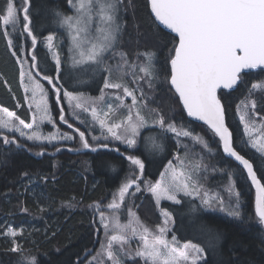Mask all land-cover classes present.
<instances>
[{
  "label": "snow or ice",
  "instance_id": "6c2138e0",
  "mask_svg": "<svg viewBox=\"0 0 264 264\" xmlns=\"http://www.w3.org/2000/svg\"><path fill=\"white\" fill-rule=\"evenodd\" d=\"M120 2L121 0H68L72 14L66 15L60 11L55 13L59 17L60 28L65 30L73 67H91L93 71L106 73L103 75L104 84L100 96L85 97L82 93L65 90L63 99L73 109L77 119L80 112L89 114L93 123L99 124L102 135L120 141L131 149L135 150L138 147L141 129L148 126L151 118L152 125L175 136L178 148L181 139H189L193 146H200L203 153L211 154L214 150L201 134L195 133L183 124L177 126L174 121L167 120L159 109L148 107L149 98L140 84L146 83L148 88L152 89L154 82L159 78L155 66V53L150 51L137 53V59L130 62L129 53L118 49L122 30ZM148 6L150 15L154 16V22L163 25L178 38L169 51L171 71L166 82L174 90V95L178 97V103L182 105L187 116L203 121L214 137H218V144L222 146L223 152L234 158L246 170L247 178L255 186L256 226L264 231V183L258 179L253 164L234 147L233 134L226 124V109L217 96L218 89H232L237 85L241 80L242 70L264 68V0H148ZM29 8V0H23L22 9H17L13 0H7L6 7L0 13V24L5 28L3 37L7 47L10 50L15 47L12 36L21 23L19 13L22 11L23 23L19 34L21 36L26 34L31 38L33 50L39 43H44L48 50L52 51L55 34L50 33L42 41H38L32 28ZM9 26L11 32L6 30ZM18 51H12V55L17 56ZM29 55L30 63L28 60L20 59L17 63L20 64L21 86L26 93L31 92L36 111L29 123L8 108L0 107V140L5 146L15 144L17 143L15 135L11 138L8 135L15 133H19L29 141L37 142L47 140L51 143L55 140L73 139L67 133L45 136L35 130L39 129L44 121L52 123V117L45 93L37 80L44 70L40 68V61L35 51ZM141 56L142 62H140ZM53 58L56 61V71L59 73L62 66L60 54L54 53ZM116 58L118 60L115 64L107 62ZM25 64L28 65V70H25ZM33 70H36L35 74ZM129 75L132 77V84L136 85L134 88L129 87L125 82ZM43 79L49 83L55 82V78L46 75ZM108 90H113L111 98L106 96ZM60 91L61 89L57 87L58 103ZM253 92H264V80L252 83L249 95ZM126 98L131 99L130 104L126 103ZM109 99L116 103L108 102ZM249 105L251 111L242 113L240 120L244 125L248 143L260 154V159L264 160V135L254 137L258 116L255 112L256 103L254 100H248L245 108L247 109ZM125 112L126 114H123ZM59 119L68 124L63 108L60 109ZM68 127L73 126L68 124ZM259 127L264 130V123ZM6 132L8 134H5ZM76 132L79 133L83 149L95 152L97 147H108L106 143L93 147L86 139L85 132L79 129H76ZM146 139L151 140L154 149L162 150V146L157 144L153 137ZM183 147L186 150L184 156L181 157L179 152L175 153L177 163L169 160L165 171L161 172L160 179L155 182L143 181L146 190L151 193L158 206L162 200L179 204L178 195L181 193L184 196L200 194L202 185L197 177L202 167L201 161L189 160L188 157L192 154L191 147L188 144H184ZM69 151L74 150L69 149ZM40 154H43V151ZM127 159L142 175L145 169L143 160L137 156H128ZM21 175L28 177V173ZM141 175H135L133 171L121 182L112 200L106 205L110 214L100 210L99 204L96 205L100 224L106 231V242H101V247L92 260L96 261L97 257L106 255L112 264H123L121 255H134L139 257L143 264H198L199 255L203 252L199 245L190 241L179 244L174 235L171 240L168 239V224L171 220L168 212H161L164 218L163 224L157 225L155 229L144 225L131 208L128 209L127 221L122 222L121 210L128 196L135 194L131 190L135 188L136 191H140ZM228 175L231 180L232 173L229 172ZM233 189L234 185H230L228 207H225L223 199L219 200V204L222 211H228L230 216L240 219L243 215L240 211L241 194L233 192ZM233 194L235 203L231 199ZM34 195L37 199L43 198L42 192H34ZM202 204L205 206L212 204V198L207 192L204 193ZM67 206L72 205L67 204ZM21 211L26 212L27 209L22 208ZM108 232L113 234L107 235ZM3 234L12 240L10 251L20 257L17 264H25V262L39 264L34 256L25 255V249L18 242L19 237L23 235V229L17 231L8 228ZM134 238L139 239L140 245L134 253L125 252L124 245ZM115 245H119L118 251ZM89 264H92V261H89ZM99 264L104 262L100 261Z\"/></svg>",
  "mask_w": 264,
  "mask_h": 264
},
{
  "label": "trees",
  "instance_id": "16d2710c",
  "mask_svg": "<svg viewBox=\"0 0 264 264\" xmlns=\"http://www.w3.org/2000/svg\"><path fill=\"white\" fill-rule=\"evenodd\" d=\"M13 2L17 9L23 8V0H13ZM29 4L32 28L38 41H42L49 33L58 32L54 19L57 11L63 13L69 11L68 0H29ZM6 5L7 0H0V13ZM119 15L122 30L118 49L129 53V61L136 60L137 53L145 51L155 53V66L159 78L154 82L152 89H149L146 83L140 84L149 98L148 107L159 109L167 120L174 121L177 126L183 124L195 133L201 134L214 151L211 154L203 153L200 146H193L189 139H181L178 148L175 136L155 125L142 129V133L149 130L159 132L160 139L158 138L156 143L162 146V150L151 146L153 149L151 152H147L141 143L135 150L120 143H112L107 148L97 147L102 143L91 142L92 139L87 134L85 136L88 142L93 147H97L95 152L81 148L78 140L74 144H56L51 149L29 145L21 141L18 136H15L17 143L7 146L0 140V217L11 220L14 224L28 223V221L32 223V228L26 230L19 243L25 249V255L34 256L39 264H89L88 260L96 255L99 248L98 245L92 254L82 259L92 242L90 207L92 202L103 199L101 209L106 212V205L112 200V194L134 171L132 168L134 166L127 157L139 154L141 156L139 158L145 163L142 179L149 178L150 181L155 182L169 160L173 159L174 151L178 150L184 155L186 150L183 145L188 144L192 152L188 159L201 161L202 167L197 178L202 189L215 193L223 199L227 208L230 199L227 187L234 185L233 192L241 194L240 211L243 214L242 218L237 219L230 216L228 211H222L219 203L210 209L204 206L207 208L204 209L206 217L215 228V239L216 241L218 239V244L215 248H206V258L198 264H264V231L256 226L254 193L244 169L231 158L223 155L218 137H214L208 126L186 116L182 105L178 103V97L166 82L170 77L169 51L173 47V42L177 40L176 37L154 22L147 0H121ZM22 16L23 12L20 11L21 23L12 36L15 46L13 51L23 49L18 51L16 56L20 60L23 53L31 59L29 53L35 51L40 61V68L43 69L42 64L47 61L44 58V55L46 56L44 45L39 43L33 50L31 38L26 34L24 36L19 34L22 29ZM4 29L0 24V69L3 73L0 72L3 76L6 75L9 84L17 91L16 100H13L7 91L9 88L0 79V105L29 121V110L24 104L17 84V76L15 72L8 73L12 62L3 37ZM6 30L12 31L10 26ZM117 60L118 58L109 59L108 62L114 61L115 64ZM142 61L141 56L140 62ZM35 72L36 70H33L34 74ZM43 76H45L44 71L37 78L45 84L46 80ZM262 80H264L262 69L244 72L234 89L219 90L218 97L226 109V124L233 134L234 147L251 161L257 176L264 183L262 178L264 160H261L260 154L249 145L238 117V108L241 107L242 102L254 100L255 112L258 113L256 119L264 118V92H253L249 95L252 83ZM125 82L131 88L136 87L132 84L130 75L126 77ZM110 92L113 93V90ZM59 96L58 103L57 93L50 91L52 112L56 115V119H59L60 109L63 108L68 124L75 125L76 121L68 117L67 105L61 96V91ZM147 114L145 109V115ZM8 135L12 137V134ZM41 151L43 154H40ZM229 172L232 173L231 180ZM22 173H28V177L22 176ZM32 177L37 178L39 186L31 191L28 182ZM34 192H42L43 198L37 199ZM231 199L235 203L234 194ZM128 200L145 225L153 228L161 224L157 203L146 190L130 196ZM66 202L72 206L68 207ZM22 208H26L27 211H21ZM11 247L10 242H4L0 238V264H17L20 257L10 251ZM123 259V264H143L139 257L125 256ZM92 264L99 263L92 261Z\"/></svg>",
  "mask_w": 264,
  "mask_h": 264
},
{
  "label": "rangeland",
  "instance_id": "374dc122",
  "mask_svg": "<svg viewBox=\"0 0 264 264\" xmlns=\"http://www.w3.org/2000/svg\"><path fill=\"white\" fill-rule=\"evenodd\" d=\"M68 9H69V7H68ZM60 12H62V11H60ZM64 14L70 15L72 13L69 9V11L64 13ZM54 19H56L55 20V26L57 27L58 32L54 33L55 34V40H54V48L52 51H49L48 48L46 47V45L43 43V45L46 49V56L44 55V58L47 61L44 64H42L43 65L42 68L44 69V74L46 76L55 78V82L49 83L46 80V83L44 84L41 80H39L37 78V80L39 81V83L43 89V92L45 93V99L47 100V103H48L49 111H50V114L52 117V123H49L48 121H44L40 125V128L35 129V130L37 132H41V134L45 135V136H47L49 134L63 135L64 133H67L68 135L72 136L73 139H71V140H67V139L55 140V141H52L51 143H49L47 140H43V141H39V142L29 141L26 139V137H21L19 135V133H15L12 135L18 136L21 141L26 142L29 145H37L40 148L43 147V149L44 148H48V149L50 148L51 149L56 144L57 145L58 144H62V145L63 144H74L77 140L80 143L79 133L76 132V129H79L80 131H83V132H85V134L89 135V138L92 139L91 142H93V143H102V144L106 143L108 146L112 143H114V144L120 143L122 145H125V144L121 143L120 141L113 140L111 137L106 138L105 135H102V130H101L99 124L93 123L91 116L89 114L80 112L79 119H77V117L73 114V109H71L69 107L68 102L65 99H64V102L67 105L68 117L75 120L76 124L72 125L73 126L72 128H69L68 124H65L60 119H56V115L52 112L53 109H52L51 104H50V91H52L53 93H56V88L59 87L61 89V96H63V92L65 90H67L69 92H73V93H77V94L82 93L85 97L95 98V97L100 96V94H101V88L103 87V84H104L103 75H106V73L102 74L101 72L93 71V69L91 67H86V68H80V67L74 68L73 67L71 60H70V57H69L68 43H67V37H66L65 30L60 28V26H59V17L54 15ZM51 26H53V28L55 27L54 25H51ZM3 28H4V26H3ZM12 51H13V49L12 50L9 49V56L11 58L12 65L9 67L8 73L10 74L12 72H15V75L17 73V81L19 82V86H20L22 94H23L24 104L29 110V121H26V122L30 123L32 120V115L36 111L35 103L32 100L31 92L29 91L26 93L24 88L21 86L20 64H18L16 61L19 58L16 56H13ZM57 52L60 54L61 61H62L61 71L59 73H57V71H56V61L53 58L54 53H57ZM21 55H22L21 60H28L29 63L31 62V59L29 56L25 55L24 53ZM107 62H108V60H107ZM110 64H114V61H112ZM24 67H25V70H28L27 64H25ZM0 71L3 73V71L1 69H0ZM1 72H0V79L3 80L2 83L5 86L9 87V84H7L9 81H8L6 75L4 74V76H3ZM112 95H113V93H111L110 90H108L106 92L107 97L111 98ZM37 99H39V97ZM108 102L116 103L114 100H111V99H109ZM126 103L130 104L131 99L128 98V100H126ZM30 105H31V108H30ZM0 107H2V106L0 105ZM250 108H251V106L249 105L248 108L246 109L245 108V102H242V105L239 108V112H238L239 119H240V115L242 113H244L245 111L250 112ZM123 114H126V112ZM19 117L21 119H23L21 116H19ZM262 123H264V118H262L260 120L256 119L257 131L254 133V137L264 135V130H261L259 127ZM241 125H242V129L244 132V125L242 123H241ZM151 126H154V125L151 124V119H149V124L147 127H151ZM155 127L159 128L156 125H155ZM5 134H8V133L6 132ZM93 137H95L96 139L94 140ZM147 137H153L155 139V141L157 142L158 138L160 139V135H159V132L155 131V130H149V131H145L142 133V129H141V135L138 137V141H139V143L142 144L143 148L145 150H147V152H151L153 150L151 148L152 142H151V140L146 139ZM246 139L248 141L247 136H246ZM80 146H81V144H80ZM174 152L177 153L178 150H176ZM136 156L141 157L139 154H137ZM180 156L183 157L184 155L180 154ZM172 160L174 163H177L175 161V155H174ZM165 167H164V169H162L161 172L165 171ZM132 168L135 171V175H141L139 169H136L135 166ZM142 175H141V182H140V191H136L135 188H133L131 190L132 192L135 193L134 195L146 190L143 181H150L149 178H143L142 179V177H143ZM160 176H161V173H160L158 179H160ZM150 182H153V181H150ZM28 184H29L30 190L32 191V190L36 189L37 186H39V181L37 180V178L32 177L30 179V181L28 182ZM227 189H229V187H227ZM205 192L206 191L201 188L199 195L194 194L192 196H184L181 193L178 195V199L180 200L179 204H176V203H174L172 201H168V200H162L160 202L159 206L157 205L158 210H159V216L161 218V224H158V225L163 224L164 218L161 214L162 211H166L171 215V220L169 221V224H168V229H169L168 239L169 240H171L172 236L174 235L179 244H183L185 242L190 241L193 244L199 245L203 249V252H201L199 255L198 263L200 261H203L202 259L206 258V252H205L206 248L207 249L215 248L218 244V239H217V241L215 239V236H216L215 228H213L211 226L210 221L206 217L207 214H206V211L204 209H207V208L204 207L205 205L202 204V198H203ZM148 193H150V192H148ZM207 193H208L209 197L212 198L211 206H207V207H209V209L211 207H216V203H219L220 198L215 193H212V192H207ZM228 193H229V191H228ZM113 194H112V198H113ZM130 196H133V195H129L128 198ZM128 198H127L126 203L124 204V206L121 210V213H120L121 218H122V222L127 221L129 208H131L132 211L136 214L135 210L130 206ZM101 200L103 201V199H101ZM102 201H101V203H99V201H96L94 204L91 205L90 210H89L91 213L90 217L92 215L93 216L92 218L94 221L93 222L94 227L92 226V234H94L93 235L94 239L97 238V234L99 232L98 237H99L100 243L98 242V244H97V246L99 245L98 250L101 247V242L102 241L106 242V231L103 228V226L100 224L99 212L96 209L97 204H99L101 207V204H103ZM100 210H102V209L100 208ZM106 213L110 214L107 209H106ZM136 216H137V214H136ZM31 225H32V223H30L29 221H28V223L27 222L26 223L21 222L18 224H14L11 220L8 221L7 219L0 217V238L3 239L4 242H10V244L12 246L11 238L6 237L3 233L6 232L8 230V228H14L17 231H19L20 229H23V234H24L26 232V230L28 231L30 228H32ZM156 226L153 228H151V227H149V228L155 229ZM112 234L113 233H111V232L107 233V235H112ZM102 235H104V238H102ZM22 236H20L19 239H21ZM18 242H19V240H18ZM140 243L141 242L139 241L138 238H134L128 244L124 245V251L125 252L131 251L134 253L135 250L140 245ZM97 246H96V248H97ZM114 247L117 251L119 250V245H115ZM94 256H96V255H94ZM125 256L136 257L134 255H121L122 261L124 260L123 258H125ZM89 261H93L92 258H90L87 263H89ZM100 261L107 262L106 264H112V262L108 260L106 255H101V256L97 257V260L94 262L99 263Z\"/></svg>",
  "mask_w": 264,
  "mask_h": 264
},
{
  "label": "water",
  "instance_id": "95a60500",
  "mask_svg": "<svg viewBox=\"0 0 264 264\" xmlns=\"http://www.w3.org/2000/svg\"><path fill=\"white\" fill-rule=\"evenodd\" d=\"M148 1V0H147ZM149 7V6H148ZM149 12H150V7H149ZM152 16V15H151ZM152 18L154 19V16H152ZM158 23V22H157ZM166 31H168L170 34H172L173 36H175L176 37V35L174 34V33H171V31L170 30H168V29H166L163 25H161ZM176 39H178L177 37H176ZM169 67H170V62H169ZM258 69H262V70H264V68H257V69H245V70H242V73H244V72H247V71H251V70H258ZM170 71H171V69H170ZM239 82V81H238ZM238 84V83H237ZM170 85V84H169ZM236 87V85L232 88V89H234ZM232 89H223V88H221V89H218L217 90V96H218V92H219V90H225V91H229V90H232ZM174 91V90H173ZM219 98V97H218ZM183 108V107H182ZM184 110V109H183ZM184 112L186 113V111L184 110ZM186 116H187V113H186ZM188 117V116H187ZM189 119H191V120H193V121H196V122H199V123H202V124H205L203 121H199V120H196L195 118H192V117H188ZM206 125V124H205ZM207 126V125H206ZM230 130V129H229ZM231 132V131H230ZM221 147V151H222V153H223V155L224 156H226V157H228V158H231L235 163H237L238 165H239V162H237V161H235L234 160V158H232V157H229L226 153H224L223 152V149H222V146H220ZM241 154V153H240ZM242 155V154H241ZM245 157V156H244ZM246 158V157H245ZM247 159V158H246ZM249 160V159H248ZM249 162L251 163V161L249 160ZM239 166H241L242 168H243V166L242 165H239ZM245 171V173H246V175H247V172H246V170H244ZM255 171V170H254ZM258 177V176H257ZM258 179H259V177H258ZM249 180V179H248ZM249 182H250V184H251V181L249 180ZM262 183V182H261ZM251 186H252V189H253V193H254V200H253V206H254V213H255V186H253L252 184H251ZM99 201V203H101V199L100 200H98ZM95 203V202H94ZM93 216L91 215V225L94 227V221H93V218H92ZM98 234H99V232H98ZM98 234H97V238L96 239H94L93 238V235L94 234H92V242H91V245L89 246V248H88V250H87V252L82 256V259H85L88 255H90V254H92L93 252H94V250L96 249V246H97V244H98V242H99V237H98Z\"/></svg>",
  "mask_w": 264,
  "mask_h": 264
},
{
  "label": "crops",
  "instance_id": "0c3cea01",
  "mask_svg": "<svg viewBox=\"0 0 264 264\" xmlns=\"http://www.w3.org/2000/svg\"><path fill=\"white\" fill-rule=\"evenodd\" d=\"M16 76H17V73H16ZM18 84V87H19V89H20V91H21V88H20V86H19V82L17 83ZM9 89L7 90L8 91V93H9V95H10V97H12V99L13 100H16V97H15V92L17 91V89L15 88V89H13L12 88V86L9 84V87H8ZM21 94H22V91H21ZM22 96H23V94H22ZM24 100V99H23ZM16 115H17V113H16Z\"/></svg>",
  "mask_w": 264,
  "mask_h": 264
},
{
  "label": "flooded vegetation",
  "instance_id": "af4514ba",
  "mask_svg": "<svg viewBox=\"0 0 264 264\" xmlns=\"http://www.w3.org/2000/svg\"><path fill=\"white\" fill-rule=\"evenodd\" d=\"M44 49H45V47H44ZM45 53H46V49H45ZM1 81H2V79H1ZM92 204H94V202H92Z\"/></svg>",
  "mask_w": 264,
  "mask_h": 264
},
{
  "label": "bare ground",
  "instance_id": "6f19581e",
  "mask_svg": "<svg viewBox=\"0 0 264 264\" xmlns=\"http://www.w3.org/2000/svg\"><path fill=\"white\" fill-rule=\"evenodd\" d=\"M17 61V60H16ZM3 81V80H2ZM7 84H9V82L7 83Z\"/></svg>",
  "mask_w": 264,
  "mask_h": 264
}]
</instances>
